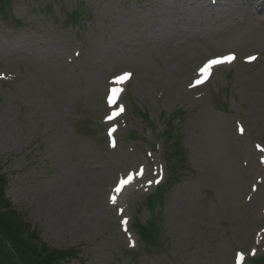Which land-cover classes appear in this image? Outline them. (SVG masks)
Returning <instances> with one entry per match:
<instances>
[{
    "label": "rangeland",
    "instance_id": "1",
    "mask_svg": "<svg viewBox=\"0 0 264 264\" xmlns=\"http://www.w3.org/2000/svg\"><path fill=\"white\" fill-rule=\"evenodd\" d=\"M252 4L13 0L22 26L0 17L5 195L42 243L79 252L66 264L264 256V18ZM79 9L83 20L69 23ZM125 75L111 120L108 93ZM174 115L188 163L158 209L164 252L151 256L134 225L147 224L146 199L168 182L161 135ZM63 204L71 212L57 221Z\"/></svg>",
    "mask_w": 264,
    "mask_h": 264
},
{
    "label": "trees",
    "instance_id": "2",
    "mask_svg": "<svg viewBox=\"0 0 264 264\" xmlns=\"http://www.w3.org/2000/svg\"><path fill=\"white\" fill-rule=\"evenodd\" d=\"M11 0H0V14L8 12ZM69 20L81 18V14L74 12L68 14ZM174 122V118H172ZM169 130L163 135L165 148L169 160H172L171 174L169 175L168 187L177 181L178 170L183 167L186 161V151L183 149L181 138L177 130L168 123ZM173 162L175 164H173ZM8 187L7 178L0 174V264H66L78 258L79 252L75 249L54 250L42 243L39 235L32 231L29 223L24 221L7 200L5 196ZM166 187H160L158 191L148 200L151 210V220L147 225L135 224L146 254L158 253L161 248L160 224L154 210L157 204L162 201ZM253 264H264V257L253 260Z\"/></svg>",
    "mask_w": 264,
    "mask_h": 264
},
{
    "label": "snow or ice",
    "instance_id": "3",
    "mask_svg": "<svg viewBox=\"0 0 264 264\" xmlns=\"http://www.w3.org/2000/svg\"><path fill=\"white\" fill-rule=\"evenodd\" d=\"M234 59L233 56H226V57H221V58H216V59H211L209 60L201 69H200V75L203 77V79H207L213 66L215 65H219V64H223V63H230L232 62V60ZM249 62H251L252 60L256 59L255 57H249ZM124 79H127V75L123 76L120 78V81L122 82ZM198 83L203 82L202 80L197 81ZM116 91L117 90H113L112 92V96L109 97L110 103L114 102V98L116 95ZM131 180V177H129L127 180H121L120 181V185L119 187L116 189L117 192L120 191L121 188H123L127 183H129ZM157 183L159 181H156ZM151 183V181L149 182ZM113 202H115V197L112 198Z\"/></svg>",
    "mask_w": 264,
    "mask_h": 264
},
{
    "label": "bare ground",
    "instance_id": "4",
    "mask_svg": "<svg viewBox=\"0 0 264 264\" xmlns=\"http://www.w3.org/2000/svg\"><path fill=\"white\" fill-rule=\"evenodd\" d=\"M248 1V0H247ZM256 0H253V2H255ZM259 1V0H257ZM250 7H252L253 9H255L256 11V14L259 16V17H263L264 18V0H263V3H256V4H253V5H250ZM74 207V206H72ZM69 206L67 207L66 205H61V206H58L56 210L52 211L51 213V217L54 218L55 220L59 221L63 218H67L69 217V213L71 211H69ZM73 214V213H72Z\"/></svg>",
    "mask_w": 264,
    "mask_h": 264
}]
</instances>
